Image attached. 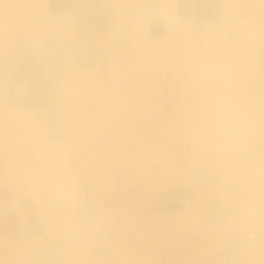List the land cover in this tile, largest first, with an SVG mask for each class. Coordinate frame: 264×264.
Here are the masks:
<instances>
[{
  "label": "crops",
  "instance_id": "0c3cea01",
  "mask_svg": "<svg viewBox=\"0 0 264 264\" xmlns=\"http://www.w3.org/2000/svg\"><path fill=\"white\" fill-rule=\"evenodd\" d=\"M54 1L55 14L62 21L56 38L33 46L48 48L50 55L45 58V70L32 74L30 59L13 60L15 54L7 61L12 77L7 89L9 107L35 109L40 138L69 137L70 132L64 129V106L60 98L68 89L70 73L73 78L70 84H75L72 71L79 68L87 79L100 81L102 88L93 87L90 91L105 99L98 104L74 100L71 126L79 128L87 112L110 107V122L107 125L102 119L99 125L104 128L99 131L101 141L107 144L118 142L125 127H130L135 119L142 121L151 117L154 120L160 109L170 110L175 115L186 107L184 93L181 95L185 88L181 87L180 78L191 61L186 57L184 42L207 40L222 47L225 39L231 40L233 63L239 68L245 64L248 67L255 56L256 70L252 73L263 75L264 79V42L258 44L250 39L240 42L238 37L240 20L249 32L254 31L258 12L253 11V7L257 0ZM260 17L264 18V6ZM129 48L134 54L127 53ZM117 49L119 54L115 52ZM191 58L200 76L206 75L209 60L202 54H193ZM227 67L226 61L221 60L219 68L210 71L209 77L221 80ZM78 73L77 80L82 83L81 72ZM252 73L239 70L232 78L249 79ZM35 79L42 81L37 84ZM18 81L27 82L29 91L19 93ZM48 82L53 102L50 121L44 95L48 90L43 89ZM35 91H39V97ZM228 93L225 92V97ZM159 94L163 96L161 105ZM127 95L134 96L131 99L134 105L125 101ZM110 96L114 97L113 101H106ZM262 106L264 110V104ZM139 110L140 113H131ZM214 111L211 127L215 121L222 128L236 126L237 107L233 100L226 99L223 105H215ZM204 120L199 122L204 132L184 138L182 134L175 140L165 160L175 166L172 178L165 179L167 183L161 188L158 182L150 180L152 199L149 203L145 201L141 215L130 212V198L135 196L133 188L96 200L89 195L87 185L82 188L83 192L76 187L74 196L80 199L74 206L80 208L78 213L88 226L84 237L96 240L97 235H101L107 246L70 252L66 257L76 264L80 261L87 264H264V121L254 122L252 133L236 135L226 141L220 156L212 157L204 152ZM7 123L8 109L0 108V240L14 237L28 257L25 264H64L61 253L54 248L43 252L32 250L35 237L27 219L30 215L26 184L21 177L16 182L27 217L12 207L15 202L10 191L13 177L11 173L4 175L12 158ZM106 127L110 128L107 133ZM20 149L23 158L25 148ZM150 153L156 154L154 150ZM28 154L32 158L35 152L30 148ZM118 154L126 153L120 147ZM154 157L144 164L158 165ZM84 158L82 151H71L75 173L85 176L87 181ZM55 175L59 188V173ZM60 206L64 207L63 201ZM118 238L121 246L113 247L112 243ZM144 239L150 240L148 246L142 245ZM66 241L62 239L61 243ZM0 254H4V250H0ZM144 255L147 256L145 263Z\"/></svg>",
  "mask_w": 264,
  "mask_h": 264
},
{
  "label": "bare ground",
  "instance_id": "6f19581e",
  "mask_svg": "<svg viewBox=\"0 0 264 264\" xmlns=\"http://www.w3.org/2000/svg\"><path fill=\"white\" fill-rule=\"evenodd\" d=\"M263 6L264 2L257 0L253 7V11L258 12L255 15L253 32H249L240 20L241 34L238 36L240 42L242 39H250V42L258 44L264 42V22H262L264 18L260 17ZM61 22V17L55 14L54 0H0V108L8 109L6 130L11 137L12 144L10 147L12 158L4 175L12 174L10 191L11 198L15 201L12 207L23 217L27 216L20 201L16 179L21 177L22 182L26 184L25 193L30 215L27 219L32 235L35 237V244L31 245L32 250L43 252L47 248H54L61 253L64 264H76L65 254L82 250L93 251L107 246L106 239L101 235H97L96 240L84 237L88 226L82 222L78 213L80 208L77 209L74 206L80 199L74 196L76 187L83 192L82 188L87 185L89 195L96 200H103L110 193L118 190L133 188L135 196L130 198L132 201L130 212L133 215L139 212L141 215L143 210L141 207L145 201L149 203L152 199L150 180L158 182L159 188L171 180L175 166H170L165 160L175 140L182 134L184 138L200 131L204 132L205 128H201L199 122L205 118L204 152L215 157V155L220 156V153L225 150L226 141L236 135L243 136L252 133L254 122L264 121L262 106L264 104V79L263 75L252 73L256 70L255 56L254 62H250L248 67L245 64L243 68H239L238 64L233 63L235 57L230 48L232 42L226 40L225 37L222 47H218L216 42L207 40L205 42H184L187 48L186 57L191 61L185 74L180 78L181 87L185 88L181 91V95L184 93L182 96L186 107L180 108L175 115H172L170 110L160 109L154 120L151 117L142 121L135 119L130 127H125L124 135L119 138L118 142L107 144L101 141L102 136L99 131H103L104 128L99 125L102 119L107 125L110 122L108 119L112 114L110 107L101 111L87 112L82 116L79 128L71 126L73 122L70 115L74 100H81L85 104L87 102L98 104L101 99H105L103 96H94L90 91L93 87L102 88L100 81L87 79L85 73H82L79 68L75 72L72 71L75 84H70L73 80L70 73L67 79L69 85L66 86L68 89L60 98L64 106V129L70 132L69 137L40 138L35 109H24L21 106L9 107L7 89L12 77L9 74L10 68L7 61L11 55L15 54L14 46L17 41L24 42L25 47L28 48V46H37L47 40H55ZM115 52L119 54V49ZM134 52L130 48L127 50L129 54H134ZM193 54H202L209 60L206 75L201 74L200 76L199 68L191 58ZM221 60L226 61L228 67L223 73L224 78L218 77L222 79L215 81L209 77V72L219 68ZM239 70L251 72V77L239 79V76L238 80L232 78ZM78 72H81L82 83L77 80L80 74ZM126 84L129 83L126 82ZM16 86L19 93L29 91L27 82L18 81ZM225 92H230L227 97H225ZM98 93L105 92L98 91ZM132 98H134L133 95H127L125 101L134 105L135 102H131ZM113 99L114 97L110 96L106 98V101H113ZM226 99L236 103V126L222 128L217 121H215L216 125L213 121L214 127H211L215 105H223ZM158 103L160 105L163 103L161 94L158 96ZM140 112L141 110L131 113ZM109 130L110 128L106 127L105 132ZM22 146L25 148L23 158L20 155ZM29 147L32 152H35L32 158L28 154ZM120 147L126 154H118ZM73 150L82 151L85 155L83 165L88 171L87 181H85V176L76 174L71 165V151ZM153 150L156 154L150 153ZM151 156H155L154 160L158 161V165L144 164L152 158ZM56 172L59 173L61 181L59 188H57ZM61 200L64 204L63 209L60 206ZM1 204L5 205L2 202ZM62 239H66V243H61ZM149 244L150 240L144 239L142 245L148 246ZM112 246H121L119 238L112 243ZM0 250H4V254H0V264H25L27 262L28 257L23 254L22 245L14 237L9 240H0ZM146 260L147 256L144 255L143 262L145 263ZM87 263L78 262V264Z\"/></svg>",
  "mask_w": 264,
  "mask_h": 264
},
{
  "label": "rangeland",
  "instance_id": "374dc122",
  "mask_svg": "<svg viewBox=\"0 0 264 264\" xmlns=\"http://www.w3.org/2000/svg\"><path fill=\"white\" fill-rule=\"evenodd\" d=\"M15 44H16L14 46L15 55L12 58L13 60H17V59L23 60V58H25V59H28L29 58L30 61H31L30 62V70H31L32 74L35 73V72H38L39 70H45V67H44L45 66V63H44V61L46 60L45 58L48 55H50V52L48 51V48H45L43 45H40L39 48L38 47H35V48L34 47H31V48L26 49L25 45H23L21 41H17V42H15ZM41 62H42V65H41ZM43 63H44V65H43ZM15 64H17V63H15ZM21 65L22 64L20 63V66ZM35 74H37V73H35ZM40 81H42V80L37 79L36 80L37 84ZM48 81H50V80H48ZM37 84H36V86H37ZM49 88H50L49 82H48V84H47L46 87L43 86V89L44 90H48V92H45L44 95L47 98V104H46V107L47 108L46 109L48 110L47 111V113H48V120L50 121L51 120L50 117L52 116L51 111L53 109V102L51 101L52 97L50 96L51 94L49 92V90H50ZM41 89H42V87H41ZM37 92H39V91H35L36 94H38ZM37 96L39 97L40 95L38 94Z\"/></svg>",
  "mask_w": 264,
  "mask_h": 264
}]
</instances>
